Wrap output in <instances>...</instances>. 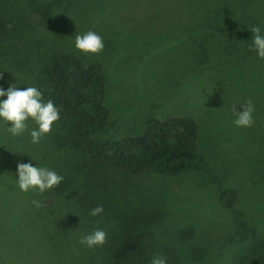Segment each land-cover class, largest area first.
Instances as JSON below:
<instances>
[{"label": "trees", "instance_id": "16d2710c", "mask_svg": "<svg viewBox=\"0 0 264 264\" xmlns=\"http://www.w3.org/2000/svg\"><path fill=\"white\" fill-rule=\"evenodd\" d=\"M25 1L16 10L12 1L0 0V44L8 48L9 54L13 55V49L17 53L14 62L0 59V86L14 83L16 76L20 84L17 87L36 86L42 98L51 99L60 111L59 119L35 145L28 142L27 133L10 137L0 129V264H148L155 253L165 255L167 264L203 262V247H189L182 242L190 238L191 228L177 232L180 244L149 236L147 226L157 220L159 211L134 193L147 176L176 175L208 166L207 140L200 135L190 107H183L181 115H144V126L138 134L100 138L98 134L106 128L109 118L104 69L96 62L86 61L72 46L53 48L52 38L47 41L51 52L42 56L37 41L28 36L27 26L31 22L27 10L37 11L45 21L52 9L51 2ZM145 1L142 5L141 0H98L101 6L105 2L109 6L112 15L109 22L115 31L130 27L125 31L154 37L155 31L162 27L158 22L164 21L175 39L200 36L201 42L206 37L208 44L197 42L195 48L183 52V57L186 53L188 56L182 64L189 66L195 61L200 74L205 68L213 67L218 73L213 71L212 78L226 77L216 56L221 57L220 62L230 63L233 69L245 64L248 71L257 67L256 72H262L264 60H258L246 45L251 37L247 28L264 27V0ZM120 6H129L128 24L123 23L128 19L118 15L116 8ZM133 11H139V16L133 15ZM101 12L103 15L97 12V17L104 22L108 16L104 15V8ZM31 28L37 29L32 25ZM161 75L162 79L166 76L167 84L174 82L171 94L182 98L183 88L177 79L164 71ZM247 76L243 75L238 84H246ZM257 79L261 80L254 95L258 93L256 98L264 100V71ZM234 88L231 84L223 92L232 93ZM182 100L188 102V97ZM28 123L29 127L33 126L31 121ZM258 139L259 146L264 142L263 134ZM17 145L25 154L9 152ZM255 153L264 165L260 151ZM32 157L63 176L58 185L39 195L19 192L14 186L16 162H26ZM219 160L217 156L216 161ZM215 183L221 204L232 206L236 189L223 186L218 180ZM156 190L158 193L160 189L151 188ZM32 199L41 200L42 207L34 208L30 204ZM97 204L103 206V212L110 210L106 219L113 222V230L106 232L102 246L88 249L78 243V237L91 230L81 225L77 215L88 217V210ZM239 235L245 243L222 264H264V231L256 228L251 240L245 233Z\"/></svg>", "mask_w": 264, "mask_h": 264}, {"label": "rangeland", "instance_id": "374dc122", "mask_svg": "<svg viewBox=\"0 0 264 264\" xmlns=\"http://www.w3.org/2000/svg\"><path fill=\"white\" fill-rule=\"evenodd\" d=\"M9 1L17 10L20 3L24 6L25 0ZM47 1L51 2L52 9L45 21L37 11L27 10V18L31 22L27 26L28 36L37 41V50L42 56L51 52L47 45L51 38V46L58 50L71 47L70 37L75 32L92 29L102 38L104 46L98 53L82 54L75 50L86 61L100 64L106 74L104 95L109 118L106 128L98 134L100 138L138 134L144 126V115H181L183 107L188 106L198 121L200 135L207 140V167L202 165L201 169H189L176 175H150L143 178L141 187L135 188L134 193L138 197L140 195L142 201L156 206L159 211L157 220L147 226L149 236L171 239L180 244L177 232L185 227L191 228L190 238L182 239V242L189 247L204 248L205 258L198 264H222L245 243L240 240L243 238L240 233H245L251 240L256 228L264 231V165L255 153L260 151L259 157L263 161L264 142L258 146V137L263 134L264 139V100L256 98L258 93L254 95L261 80L257 77L262 76L264 68L260 69L262 72H256L259 71L257 67L248 71L249 66L241 64L233 69L230 63L224 64L219 60L221 57L216 56L226 77L212 78L213 71L218 73L213 67L205 68L200 74L193 58L194 64H182L188 56L186 53L183 57V52L195 48V43L202 39L200 36L175 39L164 21L158 22L162 27L155 31L154 37L125 31L130 27L115 31L109 22L112 15L106 2L101 6L98 0H59L55 3L53 0H41L39 4ZM145 2L141 0L142 5ZM102 8L106 11L104 15L108 16L104 22L97 17V12L99 16L103 15ZM116 9L120 17L128 19L123 23L128 24L129 6ZM155 10L158 11V7ZM133 15L139 16V11H133ZM31 25L37 29H32ZM205 38L202 41L208 44ZM202 41L199 43L203 44ZM15 55L14 49L11 55L8 48L0 44L2 61L14 62ZM163 71L180 83L182 98L171 94L174 82L167 84L166 76L164 79L160 77ZM245 74L248 76L242 86L238 83ZM225 83L234 85V92H223L231 85ZM186 97L188 102L182 100ZM245 100L253 103V123L249 127H236L232 123L234 115L231 109L235 106L240 111L239 105ZM225 151L230 152L229 155ZM217 156L219 161H216ZM216 180L223 186L230 185L236 189L232 206L224 207L219 201ZM154 186L160 189L158 193L157 190L151 191ZM162 192L165 193L163 196L160 195ZM109 211L106 209L96 217L83 214L77 217L88 230L102 228L108 232L113 230V222L106 219Z\"/></svg>", "mask_w": 264, "mask_h": 264}, {"label": "clouds", "instance_id": "9594fccd", "mask_svg": "<svg viewBox=\"0 0 264 264\" xmlns=\"http://www.w3.org/2000/svg\"><path fill=\"white\" fill-rule=\"evenodd\" d=\"M10 27V25H9ZM247 30L251 33L250 43L246 46L254 51L258 60H264V27L252 25ZM71 46L82 54H95L103 48L101 36L88 29L75 32L71 37ZM14 76V75H13ZM15 82H9L7 87L0 86V129L10 137H21L27 133L30 144H38L47 134L54 122L59 119V107L51 99L44 100L42 92L34 85H25L20 88ZM24 85V84H23ZM240 111L233 106L236 127H249L253 123L254 106L251 100H245L239 105ZM29 121L32 127H29ZM10 122V124H8ZM11 153L25 154L17 145ZM35 161V163H33ZM63 180V176L32 157L26 162L17 161L15 164L14 186L22 193L35 192L38 195L51 190ZM42 201L32 199L30 204L39 209ZM103 206L97 204L88 210V215L96 217L103 212ZM106 232L102 228H93L83 232L78 237V243L88 249L100 247L105 243ZM148 264H167L165 255L155 253L150 257Z\"/></svg>", "mask_w": 264, "mask_h": 264}]
</instances>
